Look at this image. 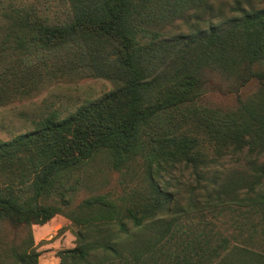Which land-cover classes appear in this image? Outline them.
I'll return each instance as SVG.
<instances>
[{
	"label": "trees",
	"instance_id": "obj_1",
	"mask_svg": "<svg viewBox=\"0 0 264 264\" xmlns=\"http://www.w3.org/2000/svg\"><path fill=\"white\" fill-rule=\"evenodd\" d=\"M72 1V18L66 24L26 22L24 15L13 20L7 40L0 36V105L27 92L31 82L24 81L27 74L16 75L11 66H3L15 59L7 60L1 54L6 43L3 53L7 54L28 52L31 46L54 52L71 40H80L90 61H98V76L110 80L113 87L79 106L69 117L61 120L49 113L35 121L34 129L8 141L0 140V231L4 225L30 228L62 211V207L44 200L55 175L81 166L97 151L106 149L122 156L115 165L122 168L126 155L138 144L143 124L207 92L238 93L254 79L264 84V6L243 10L220 26L171 36L153 56V46L141 44L133 25L139 5L136 0ZM151 1L162 16H179L207 3ZM228 66L234 71V85L222 89L214 74ZM251 122L253 134L229 138L238 149L247 147L246 168L227 172L225 177L218 175L200 186L206 194L203 202L192 197L182 204L174 192L157 187L143 201L130 205H119L102 194L87 199L86 204L105 210L107 217L94 223L73 218L76 244L58 252L60 263L206 264L217 250L211 248L205 253L199 250L198 242L194 243L195 251L179 257V249L191 244L182 239L181 233L188 235L193 226L176 222L181 216L203 213L218 205L252 206L258 201L255 191L264 184V118L251 115ZM232 125L223 122L213 128L240 131L242 127H236L235 122ZM245 134L249 135L247 139H243ZM174 232L180 236L177 242L170 238ZM168 243L178 251H164ZM32 246L29 230L20 245L6 250L12 259L10 264H38ZM166 253L174 259L160 261ZM3 254L0 259L7 264ZM241 255L246 264H264V256L255 251L244 249Z\"/></svg>",
	"mask_w": 264,
	"mask_h": 264
},
{
	"label": "rangeland",
	"instance_id": "obj_2",
	"mask_svg": "<svg viewBox=\"0 0 264 264\" xmlns=\"http://www.w3.org/2000/svg\"><path fill=\"white\" fill-rule=\"evenodd\" d=\"M136 1L139 5L133 25L141 44L153 46V56L158 55L161 45L171 36L209 25L220 26L243 10L264 6V0H206L200 8L179 16H162L151 0ZM72 5V0H0V36L7 40L13 20L24 15L26 22L66 24L72 18ZM3 52L7 60L15 58L14 63L4 62L3 66H11L16 75L27 74L24 81L31 79V82L27 92L0 105L2 141L34 129L35 121L49 113H55L61 120L69 117L79 106L113 87L110 80L98 76V61H90L80 40H71L54 52L36 46L29 47L28 52ZM228 67L214 74L222 89L234 85V71ZM251 115L264 118V84L255 79L238 93L207 92L194 102L143 124L136 148L126 155L120 169L115 165L122 156L102 149L81 166L58 172L44 200L62 207V211L30 228L4 225L0 231V257L3 252L5 262L10 264L12 259L6 250L20 245L30 230L31 249L38 254V264H61L58 252L76 244L77 227L71 220L87 219L94 223L107 217L105 210L85 203L97 195H105L119 205H130L143 201L157 187L174 192L182 204L192 197L203 202L206 194L200 186L218 175L225 177L227 172L246 168L243 164L249 153L247 147L238 149L229 143V138L255 132ZM223 122L231 126L235 122L236 127L240 124L242 127L240 131L233 127L228 131L213 128ZM248 137L245 134L243 139ZM255 195L259 199L252 206L218 205L203 213L181 216L176 223L193 228L188 235L181 233L182 239L191 244L179 247L178 254H182L179 257L185 258L187 252L195 251V242L200 243L199 250L205 253L211 248L217 250L206 264H246L241 257L244 249L264 256V184L256 189ZM170 238L177 242L180 236L174 232ZM218 242L221 244L215 246ZM168 244L164 251H178L173 243ZM170 254L159 260L174 259Z\"/></svg>",
	"mask_w": 264,
	"mask_h": 264
}]
</instances>
